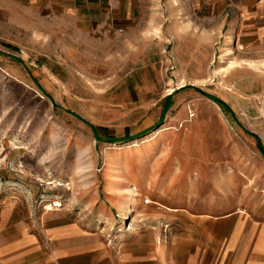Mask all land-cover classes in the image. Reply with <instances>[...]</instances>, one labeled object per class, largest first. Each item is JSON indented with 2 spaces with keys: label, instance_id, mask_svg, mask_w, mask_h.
Listing matches in <instances>:
<instances>
[{
  "label": "rangeland",
  "instance_id": "rangeland-1",
  "mask_svg": "<svg viewBox=\"0 0 264 264\" xmlns=\"http://www.w3.org/2000/svg\"><path fill=\"white\" fill-rule=\"evenodd\" d=\"M145 42L139 66L150 67L144 58L157 50L153 69L118 70L111 80V71L85 72L90 80L46 71L0 46V264H44L59 251V264H183L191 256L215 264L264 236V99L251 96L260 86L245 70L247 39H218L217 62L230 55L238 69L213 65L184 93L162 83L174 73L166 46ZM221 72L242 92L238 103L227 100L232 113L206 97L231 93L214 77ZM146 74L161 85L141 84ZM90 125L114 140L136 138L104 143Z\"/></svg>",
  "mask_w": 264,
  "mask_h": 264
},
{
  "label": "crops",
  "instance_id": "crops-1",
  "mask_svg": "<svg viewBox=\"0 0 264 264\" xmlns=\"http://www.w3.org/2000/svg\"><path fill=\"white\" fill-rule=\"evenodd\" d=\"M194 1L197 9L191 14L190 0H161L165 8L162 13H158L159 0H0V46L6 55H25L23 61L29 65L36 64L46 71L57 68L83 72L77 75L90 80L92 73L85 72L152 70L157 50L153 51L154 58L151 52L149 59L144 58L150 67H140L142 54L137 48L143 47L145 40V46L157 45L160 40L166 46V70L172 68L174 72L166 80L162 78V83L184 93L188 86L200 87L213 65H217L215 70L228 74L238 69L233 56L226 55L225 60L217 62V41L224 34L235 42L245 38V70L253 75L250 84L260 86L251 96L264 99V0ZM141 6L149 7L150 14H140ZM34 55L42 58L35 59ZM113 73L106 76L108 80L115 77ZM222 75L214 77L233 92L220 97L235 111L228 101L238 103L240 86L230 76L219 78ZM143 77L137 78L143 85L147 80L161 85L150 74ZM165 100L166 109H171L174 98L168 96ZM93 127L109 132L103 126ZM242 246L236 254L220 255L215 264H264L263 235L251 248ZM55 256L59 260L61 252ZM55 256L45 257L44 264H57ZM205 259L206 256H191L183 264H206Z\"/></svg>",
  "mask_w": 264,
  "mask_h": 264
},
{
  "label": "trees",
  "instance_id": "trees-1",
  "mask_svg": "<svg viewBox=\"0 0 264 264\" xmlns=\"http://www.w3.org/2000/svg\"><path fill=\"white\" fill-rule=\"evenodd\" d=\"M41 91L43 92V90H41ZM206 97L209 98L210 100H212L216 105H218L224 111L232 113V110L230 109V107L227 106V104L224 103L222 100L216 99V98H213V97H210V96H206ZM169 99H171V97H169L167 99V101ZM54 107L58 108L57 104H55ZM169 109H170V106H168L167 109L164 110L163 115H162L163 117H164L165 113L168 112ZM162 121H164V119H162ZM90 127L93 129V133H94L95 139L98 140V141L104 142V143L117 144V143H120V142H128V141L134 140L136 138V137L135 138H125V139H122L121 141L120 140H114V139L109 138L107 136H102L101 135L102 132L106 131L105 129H99V128H95L93 126H90ZM258 146H259L258 147L259 151L261 152L262 155H264V149L261 147L260 142L258 143Z\"/></svg>",
  "mask_w": 264,
  "mask_h": 264
},
{
  "label": "bare ground",
  "instance_id": "bare-ground-1",
  "mask_svg": "<svg viewBox=\"0 0 264 264\" xmlns=\"http://www.w3.org/2000/svg\"><path fill=\"white\" fill-rule=\"evenodd\" d=\"M162 132H163V130H161V129L158 130V131L155 133L156 137L159 136L160 134H162ZM154 139H155V138H154ZM151 140H152V139H151Z\"/></svg>",
  "mask_w": 264,
  "mask_h": 264
},
{
  "label": "built area",
  "instance_id": "built-area-1",
  "mask_svg": "<svg viewBox=\"0 0 264 264\" xmlns=\"http://www.w3.org/2000/svg\"><path fill=\"white\" fill-rule=\"evenodd\" d=\"M189 112H190L191 117H194V114L191 111H189Z\"/></svg>",
  "mask_w": 264,
  "mask_h": 264
}]
</instances>
